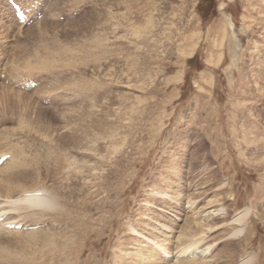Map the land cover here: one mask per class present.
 Here are the masks:
<instances>
[{
    "label": "rangeland",
    "instance_id": "1",
    "mask_svg": "<svg viewBox=\"0 0 264 264\" xmlns=\"http://www.w3.org/2000/svg\"><path fill=\"white\" fill-rule=\"evenodd\" d=\"M50 1L0 0V264H264V0Z\"/></svg>",
    "mask_w": 264,
    "mask_h": 264
},
{
    "label": "bare ground",
    "instance_id": "2",
    "mask_svg": "<svg viewBox=\"0 0 264 264\" xmlns=\"http://www.w3.org/2000/svg\"><path fill=\"white\" fill-rule=\"evenodd\" d=\"M47 5H49V2H47ZM13 63V62H12ZM34 69V68H33ZM15 70V69H14ZM18 78H19V76H18ZM17 78V79H18ZM5 154V153H4ZM40 191V190H39ZM41 192V191H40ZM27 193V192H26ZM26 193H24V194H26ZM31 193V192H30ZM29 194V193H28ZM46 195V194H45ZM45 195L44 196H42V194H40V195H38L37 194V192H34V193H32V194H30V195H28V196H26V197H24V198H22V197H18V198H16V199H11V201H10V203H12V204H17V207L19 206V205H26L27 207H26V209H29V208H33V209H35V211L37 210V208H39L38 210H39V212L41 211L40 209H42V210H46L47 209V207H50V209H49V211H51V208H52V203H51V201H49V199L48 198H46V197H50V195L49 196H46L45 197ZM52 197V196H51ZM50 197V200H53L52 198ZM1 198V197H0ZM9 198V197H8ZM14 198V197H13ZM165 198V197H164ZM4 199V198H3ZM6 199H7V197H6ZM56 200V199H55ZM56 202V201H55ZM12 204H10V205H12ZM58 204V203H57ZM3 206V205H2ZM4 207H5V205H4ZM46 208V209H45ZM188 208V207H187ZM24 209V208H23ZM47 209V210H48ZM162 208H160L159 210H161ZM15 210H17L18 211V209L16 208ZM21 210V209H20ZM14 211V210H13ZM52 212V211H51ZM1 213V212H0ZM47 213V212H46ZM2 214V213H1ZM4 214V213H3ZM45 214V213H44ZM197 219V218H196ZM243 219V217H239L238 219H237V221H240V220H242ZM68 220V219H67ZM7 224V223H6ZM135 232H136V234H138V232L136 231V230H134ZM236 234V233H235ZM139 237H141V236H139ZM166 241H167V239H165ZM168 240H170V239H168ZM160 242V241H159ZM167 243V242H166ZM164 244V242H163V244L162 243H156V242H153L152 240H150L149 238H146V237H144V240H143V244L142 243H140V245H141V247L143 248V247H146L148 244L149 245H151L152 246V251L154 252V255L155 256H163V255H165L167 252V247H166V245L167 244ZM140 245H139V247H140ZM148 245V246H149ZM140 247V248H141ZM139 248V249H140ZM139 253V251L137 250V254L136 253H134L137 257H136V262H137V264L139 263V264H151V262H154V261H156V259L157 258H155L154 256H152V255H146L147 257H145V255L144 256H141V255H139L138 254ZM179 253H180V256H181V258L183 257V258H194V255L197 253V246H196V244L195 243H193V245H191V246H187V247H183L182 248V250H180L179 251ZM171 254V253H170ZM177 254V252L175 253V255ZM206 254V253H205ZM204 254V255H205ZM196 257V256H195ZM165 258V257H164ZM197 258V257H196ZM179 259V258H178ZM185 260V259H184ZM188 260V259H187ZM191 261V260H190ZM179 262V261H178ZM219 263V262H218Z\"/></svg>",
    "mask_w": 264,
    "mask_h": 264
}]
</instances>
